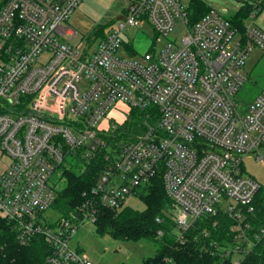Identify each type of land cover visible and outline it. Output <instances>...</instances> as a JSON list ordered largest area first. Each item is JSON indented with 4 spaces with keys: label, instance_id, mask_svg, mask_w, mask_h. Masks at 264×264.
Here are the masks:
<instances>
[{
    "label": "built area",
    "instance_id": "1",
    "mask_svg": "<svg viewBox=\"0 0 264 264\" xmlns=\"http://www.w3.org/2000/svg\"><path fill=\"white\" fill-rule=\"evenodd\" d=\"M81 1L0 0V217L21 245L42 237L51 249L43 264H94L71 246L80 226L96 222L99 204L120 209L139 198L162 172L180 212L179 237L203 216L227 214L239 233L226 253L239 264L236 254L244 258L264 240V223L253 238L244 223L264 184L243 166L252 154L264 162V89L246 109L236 98L251 53H264V31L254 15L241 33L215 9L191 24L183 0H136L84 48L68 26ZM146 28L150 47L135 54L126 35ZM136 109H149L145 131L106 156L95 201L81 217L47 222L55 172L78 151L92 161Z\"/></svg>",
    "mask_w": 264,
    "mask_h": 264
},
{
    "label": "trees",
    "instance_id": "2",
    "mask_svg": "<svg viewBox=\"0 0 264 264\" xmlns=\"http://www.w3.org/2000/svg\"><path fill=\"white\" fill-rule=\"evenodd\" d=\"M211 9L202 0H193L188 7L191 24ZM259 9H264V1L260 4L257 0L247 1L229 20L243 33L246 21ZM148 110H134L123 125L108 134V147L100 149L92 161L87 162L78 151L74 167H63L66 186L57 191L52 205L61 218L81 217L80 208L88 200L95 201L92 191L109 166L106 156L120 153L125 144L145 131L143 123ZM162 175L160 172L148 186L139 190L138 197L145 205L144 210L129 206L120 209L95 206L98 210L93 224L95 231L114 240L159 242L161 247L156 255L144 264H233L232 256H226L225 249L236 244L239 231L234 230L235 221L222 212L203 216L180 238L173 213L175 206L165 192ZM255 206V214L244 222L251 224L249 235L252 238L264 223L263 192L257 197ZM50 253L51 249L42 237H34L28 244L21 245L12 225L0 217V264H43ZM239 264H264V240L256 241L252 251Z\"/></svg>",
    "mask_w": 264,
    "mask_h": 264
},
{
    "label": "rangeland",
    "instance_id": "3",
    "mask_svg": "<svg viewBox=\"0 0 264 264\" xmlns=\"http://www.w3.org/2000/svg\"><path fill=\"white\" fill-rule=\"evenodd\" d=\"M134 1L136 0H82L79 8L68 21V26L76 32L73 44L77 45L83 41L84 48L96 44L102 34L111 30L118 22V18L127 13L128 7ZM192 1L183 0L187 7L191 6ZM247 1L250 0H202L206 7L215 9L230 19ZM263 20L264 15L256 20L257 25L262 28H264ZM129 36L130 34L126 35L127 39ZM152 36V32L147 28L136 33V41L133 44L135 54H142L149 49ZM169 39L173 40L172 37ZM166 42L161 38L157 41V47ZM244 72L247 81L236 98L239 107L246 109L264 89V53L254 50L246 63ZM262 152L264 154V148ZM75 164L76 160L73 157H68L63 167H74ZM243 166L246 175L264 184V162L257 160L255 154L247 156ZM63 167L58 169L50 180V186L57 191L66 186V181L62 176ZM126 206L136 210L145 209L144 203L137 197L129 198ZM173 213L179 214V209L175 207ZM59 218H61V214L53 208L46 212V221L49 223L56 222ZM71 246L86 253L94 264H144L147 259L156 255L161 244L149 240L139 242L114 240L109 236L99 235L93 224L85 223L80 226L73 237ZM225 254L232 256L231 253ZM234 258L240 259V262L244 259L242 255L237 254Z\"/></svg>",
    "mask_w": 264,
    "mask_h": 264
},
{
    "label": "crops",
    "instance_id": "4",
    "mask_svg": "<svg viewBox=\"0 0 264 264\" xmlns=\"http://www.w3.org/2000/svg\"><path fill=\"white\" fill-rule=\"evenodd\" d=\"M253 1V0H252ZM256 0H254V2H255ZM258 1V4H260L261 2H263L264 0H257ZM252 15H254V20H253V23H254V25L257 27V28H259V29H261L262 31H264V28H262V27H260L259 25H257V22H256V20L258 19V17H260V16H262V15H264V9H259V10H256ZM264 21V20H263ZM129 39H130V41L132 42L131 43V45L133 46V44H134V42L136 41V34H130V36H129ZM128 39V40H129Z\"/></svg>",
    "mask_w": 264,
    "mask_h": 264
},
{
    "label": "water",
    "instance_id": "5",
    "mask_svg": "<svg viewBox=\"0 0 264 264\" xmlns=\"http://www.w3.org/2000/svg\"><path fill=\"white\" fill-rule=\"evenodd\" d=\"M124 19V16H121L118 18V20H123Z\"/></svg>",
    "mask_w": 264,
    "mask_h": 264
}]
</instances>
